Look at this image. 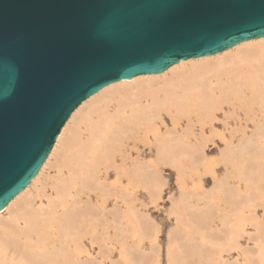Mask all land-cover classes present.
<instances>
[{
    "label": "bare ground",
    "instance_id": "bare-ground-1",
    "mask_svg": "<svg viewBox=\"0 0 264 264\" xmlns=\"http://www.w3.org/2000/svg\"><path fill=\"white\" fill-rule=\"evenodd\" d=\"M86 108L81 122L87 135L81 136L79 125L69 131L66 145L71 156L58 164L68 172L57 171L56 196L44 205L40 195L31 197V189L65 143L76 115ZM216 117H224L223 131L229 134H217ZM229 117L263 119L251 136L240 124L235 141L234 131L227 127ZM216 137L222 143L223 173L213 171V187L206 197L193 196L198 200L192 215L188 193L180 190L174 206L178 225L184 227L183 242L177 245L171 237L178 256L172 249L168 263L229 264L225 254L239 251L246 256L242 264H252L240 247L250 227L258 236L257 264H264V222L258 210L264 212V38L180 61L161 74L110 84L81 104L31 183L0 211V264H103L120 246L125 247L124 264H156V248L145 254L126 244L135 231L139 239L148 238L135 201L140 192L144 202L160 194L166 167L176 169L178 176L188 169L211 167L213 161L205 152L209 144L216 145ZM94 186L99 194L95 205H89L91 193L85 190L94 192ZM124 232L129 236L123 238Z\"/></svg>",
    "mask_w": 264,
    "mask_h": 264
},
{
    "label": "water",
    "instance_id": "water-1",
    "mask_svg": "<svg viewBox=\"0 0 264 264\" xmlns=\"http://www.w3.org/2000/svg\"><path fill=\"white\" fill-rule=\"evenodd\" d=\"M264 38V0H0V211L110 84Z\"/></svg>",
    "mask_w": 264,
    "mask_h": 264
},
{
    "label": "rangeland",
    "instance_id": "rangeland-1",
    "mask_svg": "<svg viewBox=\"0 0 264 264\" xmlns=\"http://www.w3.org/2000/svg\"><path fill=\"white\" fill-rule=\"evenodd\" d=\"M99 100H97L98 104H99ZM100 103H102V101H100ZM83 110L78 115H76V118L74 119L72 124H70V127L66 133L67 135H65L66 137L64 136V139H63V142H65V143L61 144V147H59L60 149H58V151L55 153V155L50 158L49 163L47 164L48 167L47 166L45 167L41 178L32 188V189H34L36 187L35 188L36 190L31 189V197L35 198V196L40 195V197H43L42 200H43L44 205L47 204L48 198L51 199V198L56 196V192H54V191H56V189H57L56 180L59 176V173H58L59 170L62 169L61 170L62 173H65V174H67V172H68L66 167L60 168V166H61L60 162L64 157H67V159L69 161L70 156H71V154L69 153V150L67 149L68 147L66 145V142H67L66 139L69 136L68 135L69 131L70 130L73 131L74 130L73 128L79 125L78 130H79V133L81 132L80 133L81 136L87 135V132L84 131V125L81 122L82 121L81 118L86 117V113H87L86 110L87 111H89V110H88V108H86L84 111ZM216 119H217V121L215 123L216 124L215 129H216L217 134L218 135L229 134L228 132L223 131L222 123L224 121V117H216ZM261 119H263V117H229L228 123L230 126H227V127H228L229 131H234L233 140L236 141V137L239 135V132L237 133V131H238V127L240 124H242L244 126L246 125L245 130H246L248 136H251L255 130L257 122ZM78 122L81 124H78ZM168 124H169V122H168ZM205 128L208 129V127H205ZM214 142L216 143V145L218 147L216 145L212 146L211 144H209V148L205 152V156L209 160L213 161V164L211 165V167L209 166L206 169H202L201 167H199V168L197 167L193 171L195 173V175L192 174L193 172L188 171L189 170L188 169V170H185V173L187 172V174L184 176H181V175L178 176L179 172L176 169L171 168V167H166L164 169L163 179H162V183L160 185V186H162L161 190H160L161 192H159L160 194L157 193L158 196H156L155 198H153L151 200H146L144 202V197L140 198L139 195L141 192L139 193V195L135 201L136 202L135 205L139 209H142V210L138 211V221H141L143 224H147L143 228V230L145 231L148 238L139 239L138 237H136V236H138V234H136L137 232L136 231L133 232V236L131 238H128L126 241V244L128 247H130V249H131V247H133L134 249H137L140 252L143 251L145 254H152V251L154 250V249H152V247H154L158 251L157 254H155V255L153 254L154 257L156 258V261H157L156 264H169L168 263L170 261V259L168 258V256H170L169 253L172 252V249H174L173 248L174 246L177 247V245L179 243H180L179 245H181L183 242V241H181L180 235H183L182 230L184 227L178 225L179 224V219L177 218L178 217V210L174 206V204L176 203V201L179 198V195L181 194V192L182 193L184 192L183 194L188 193L187 194L188 198L186 199L187 200L186 203L189 205L190 209L191 208L194 209V206L197 205L198 199L193 198V196L196 193H198V194L206 197L207 194H209V192L211 191V188L213 187V173H214L213 171L218 170L219 174L223 173L224 164L221 163L220 159H219V153H220V150L222 148V143L218 137H216L214 139ZM146 153L148 154L149 152H146ZM39 182H41V183H39ZM183 184H184V186H183ZM78 185H80V183H78ZM182 187H184L185 190ZM98 189L99 188L94 186L92 189V190H94V192L85 190L86 193L88 192L87 194L91 193L90 194L91 201H89L90 203L87 202L89 205L90 204L95 205L94 203H96V201H95L96 199L94 197H96V195L99 194ZM182 189H183V191H182ZM180 190H181V192H180ZM137 191H139V190L137 189ZM47 196H49V197H47ZM81 199H82V202L85 201L86 200L85 195H82ZM143 202L146 205L145 208L142 207ZM106 203L109 207L108 210L112 209V207H113L112 199L107 200ZM35 204H38L37 199L35 200ZM82 205L83 204H81V208H85V205H83L84 207ZM192 209L191 210L188 209V212L190 211L189 213L191 215L193 214ZM258 210H259V216L261 218H263V222H264L263 209L258 208ZM181 215H182V212H181ZM181 219H182V217H181ZM121 234H122L123 238L129 236L128 233H125V232L121 233ZM256 235H257L256 231L253 230V228L249 227L248 228V236H246L244 239H240L241 240L240 241V244H241L240 247L243 250H245L247 257L249 258V261H252V264H257V256L259 253L258 248L256 247L257 246L256 244L258 243V236H256ZM176 236H178L177 240H176ZM171 237H174V238H172V241H173V239H175V241H173V242L176 243L177 245L175 244V245L171 246V244H170ZM179 237H180V239H178ZM182 240H183V238H182ZM173 242H172V244H173ZM170 246L172 248H170ZM123 248H125V247H123V246L117 247V249L115 250L116 252L115 251L113 252L111 259L105 260V262L103 264H124V262H126V261H123V256H122ZM176 251L177 250L174 249L171 254L174 255V253H175V256H178V254L176 255ZM96 252H97V250H94L93 254H95ZM237 253H240V255L242 254V252H239V251L236 252L235 251V252H232L231 254H225L224 259L229 264H240V263L242 264L243 263L242 259H246L245 258L246 256L245 257L242 255L238 256ZM153 255H148L149 257H147V256H145V257L147 259H149L151 256H152L151 258H153ZM132 258H133V260H135L137 262L139 259V256L137 254L136 255L134 254V255H132ZM153 264H155V263H153Z\"/></svg>",
    "mask_w": 264,
    "mask_h": 264
}]
</instances>
